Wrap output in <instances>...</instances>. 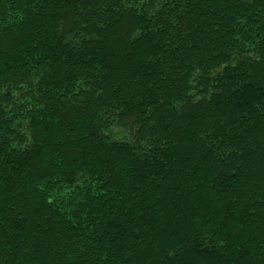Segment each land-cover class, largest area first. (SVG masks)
Segmentation results:
<instances>
[{
    "label": "trees",
    "instance_id": "1",
    "mask_svg": "<svg viewBox=\"0 0 264 264\" xmlns=\"http://www.w3.org/2000/svg\"><path fill=\"white\" fill-rule=\"evenodd\" d=\"M0 264H264V0H0Z\"/></svg>",
    "mask_w": 264,
    "mask_h": 264
}]
</instances>
